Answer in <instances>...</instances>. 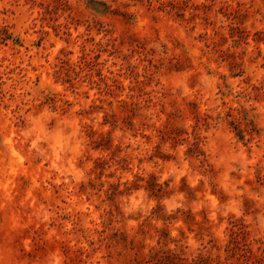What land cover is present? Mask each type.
Wrapping results in <instances>:
<instances>
[{
	"label": "rangeland",
	"instance_id": "374dc122",
	"mask_svg": "<svg viewBox=\"0 0 264 264\" xmlns=\"http://www.w3.org/2000/svg\"><path fill=\"white\" fill-rule=\"evenodd\" d=\"M242 226L255 250L264 0H0V264L223 260Z\"/></svg>",
	"mask_w": 264,
	"mask_h": 264
},
{
	"label": "trees",
	"instance_id": "16d2710c",
	"mask_svg": "<svg viewBox=\"0 0 264 264\" xmlns=\"http://www.w3.org/2000/svg\"><path fill=\"white\" fill-rule=\"evenodd\" d=\"M228 8H230L229 5ZM227 14L228 16L233 14L231 8L230 11L228 10ZM228 27L230 30H234L236 28V23L232 21ZM232 226H236V224ZM229 232L230 239L225 245L224 250L226 256L223 260L199 255L196 259H193V263L191 264H264V239L257 240L259 245L254 250L251 242H247L244 226L239 227L237 230L231 227Z\"/></svg>",
	"mask_w": 264,
	"mask_h": 264
}]
</instances>
